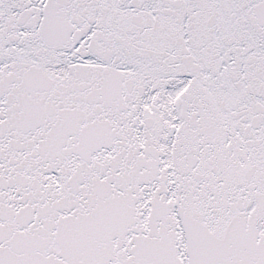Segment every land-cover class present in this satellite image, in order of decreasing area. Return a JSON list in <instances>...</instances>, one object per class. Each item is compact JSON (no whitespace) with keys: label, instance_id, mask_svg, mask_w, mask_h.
I'll return each mask as SVG.
<instances>
[{"label":"snow or ice","instance_id":"1","mask_svg":"<svg viewBox=\"0 0 264 264\" xmlns=\"http://www.w3.org/2000/svg\"><path fill=\"white\" fill-rule=\"evenodd\" d=\"M0 264H264V0H0Z\"/></svg>","mask_w":264,"mask_h":264}]
</instances>
